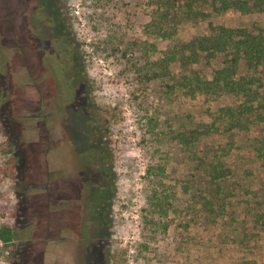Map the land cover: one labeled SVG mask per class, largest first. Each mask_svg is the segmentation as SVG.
Instances as JSON below:
<instances>
[{
    "label": "rangeland",
    "instance_id": "1",
    "mask_svg": "<svg viewBox=\"0 0 264 264\" xmlns=\"http://www.w3.org/2000/svg\"><path fill=\"white\" fill-rule=\"evenodd\" d=\"M256 1L0 0V264H264Z\"/></svg>",
    "mask_w": 264,
    "mask_h": 264
},
{
    "label": "trees",
    "instance_id": "2",
    "mask_svg": "<svg viewBox=\"0 0 264 264\" xmlns=\"http://www.w3.org/2000/svg\"><path fill=\"white\" fill-rule=\"evenodd\" d=\"M253 1V2H252ZM224 3L230 6H234L240 11H250L251 7H256L258 2L255 0H223ZM232 48L235 49V55L241 54L245 62L248 63L249 66H251L252 62L254 63L255 60H259L264 56V37L263 36H254L252 33L244 32L241 39L232 44ZM63 76V83L67 89L69 86L68 81L66 80V77L64 74H61ZM66 92H64L63 98H66ZM210 167H212V182H217L222 180L223 170L219 167H215L214 164H211ZM219 185L220 183L217 182ZM211 188V189H210ZM207 195L205 198L207 206L211 207L214 203V198L219 196L217 194V189H212V186H209L208 191H206ZM15 238V233L12 231L10 227H3L0 229V240L3 243H8L12 241Z\"/></svg>",
    "mask_w": 264,
    "mask_h": 264
},
{
    "label": "flooded vegetation",
    "instance_id": "3",
    "mask_svg": "<svg viewBox=\"0 0 264 264\" xmlns=\"http://www.w3.org/2000/svg\"><path fill=\"white\" fill-rule=\"evenodd\" d=\"M47 172H49V174L52 172H50V171H47ZM54 172H56L55 170H54ZM49 179H50V176H49ZM49 179H42L41 180V182L39 183H32V185H33V187H37L38 189H41V192L43 193V200H44V198H46V195H45V193L47 194L48 193V188H49V185H48V183H50V181H49ZM81 181H82V179H81ZM52 182V181H51ZM80 184V186H81V188H82V192H81V197H83L84 198V200L88 197V194H87V192L84 190V184H83V181L82 182H80L79 183ZM91 197V196H90ZM46 200V205H47V208H48V210H51L52 209V207H51V199H50V197H48L47 199H45ZM60 206H62V204H63V202L61 201V202H59L58 203ZM65 205V204H64ZM95 205V204H94ZM73 205H72V203L70 204V203H66V205L64 206L65 208H70V207H72ZM74 213V215H81V217H80V222H85L86 220H88V219H90V220H92V221H94V219H95V217H94V213H93V211H92V215L91 214H89L88 212L87 213H82V212H78V211H74L73 212ZM95 215H97V214H95ZM93 230H97V228H93L92 229V231Z\"/></svg>",
    "mask_w": 264,
    "mask_h": 264
}]
</instances>
